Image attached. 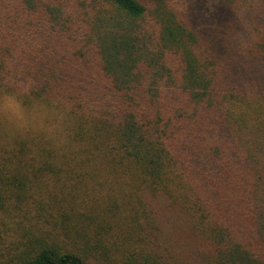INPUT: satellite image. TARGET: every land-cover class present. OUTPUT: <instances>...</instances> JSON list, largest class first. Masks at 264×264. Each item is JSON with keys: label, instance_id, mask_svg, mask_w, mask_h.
Here are the masks:
<instances>
[{"label": "trees", "instance_id": "16d2710c", "mask_svg": "<svg viewBox=\"0 0 264 264\" xmlns=\"http://www.w3.org/2000/svg\"><path fill=\"white\" fill-rule=\"evenodd\" d=\"M0 88L77 121L0 147V264H264V0H0Z\"/></svg>", "mask_w": 264, "mask_h": 264}, {"label": "clouds", "instance_id": "9594fccd", "mask_svg": "<svg viewBox=\"0 0 264 264\" xmlns=\"http://www.w3.org/2000/svg\"><path fill=\"white\" fill-rule=\"evenodd\" d=\"M76 127L71 108L61 101L33 95L28 88H0V147L5 150L25 142L32 155L47 148L57 157L68 156Z\"/></svg>", "mask_w": 264, "mask_h": 264}, {"label": "rangeland", "instance_id": "374dc122", "mask_svg": "<svg viewBox=\"0 0 264 264\" xmlns=\"http://www.w3.org/2000/svg\"><path fill=\"white\" fill-rule=\"evenodd\" d=\"M0 217H1V215H0ZM0 236L3 237V239L0 240V242H1L0 250H1L3 247V244H5V245L9 244V242H4L6 239L10 240V232H8L7 227L0 225Z\"/></svg>", "mask_w": 264, "mask_h": 264}]
</instances>
